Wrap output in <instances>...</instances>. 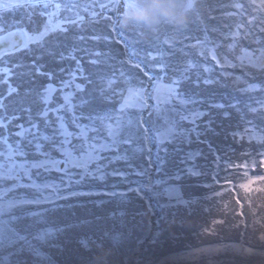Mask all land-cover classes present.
Returning a JSON list of instances; mask_svg holds the SVG:
<instances>
[{
	"label": "rangeland",
	"instance_id": "obj_1",
	"mask_svg": "<svg viewBox=\"0 0 264 264\" xmlns=\"http://www.w3.org/2000/svg\"><path fill=\"white\" fill-rule=\"evenodd\" d=\"M27 3L55 9L42 27L25 22L26 45L126 0L0 9ZM196 5L213 22L200 53L241 103L201 110L178 82L125 60L100 64L85 87L50 86L23 125L0 119V219L15 217L21 236L0 245V264H264V0Z\"/></svg>",
	"mask_w": 264,
	"mask_h": 264
},
{
	"label": "trees",
	"instance_id": "obj_2",
	"mask_svg": "<svg viewBox=\"0 0 264 264\" xmlns=\"http://www.w3.org/2000/svg\"><path fill=\"white\" fill-rule=\"evenodd\" d=\"M71 4L78 5L76 2ZM88 7L91 9L92 6ZM92 8L99 10L98 7ZM54 9L55 5L47 10H40L32 7L31 3L22 7H3L0 9V35L17 29L29 31L30 34L31 30L25 22L39 20V26L42 27V22L53 15ZM105 10L107 9L100 11L96 17L93 15L98 12L93 15L84 13L82 17L86 23H90L86 29L70 31L66 26L60 33L50 34L38 43L30 42L23 49L0 58V119H5L6 123L15 120L23 125L24 116L29 118L36 113L37 99L43 98L50 86L61 87L68 80L75 79L79 86L85 87L92 82L93 69L99 68L100 64L122 63L125 60L137 63L151 75L164 74L169 82H178L180 93L199 102L201 110L205 111L213 106L229 109L233 104L241 103L235 96L237 92L233 85L230 82L228 84L227 78L224 79L225 75L220 73L226 71L217 65L214 70L213 62L209 58L204 59L200 53L199 45L209 42L213 26L211 21L201 22L205 19L201 15H205L206 8L196 5L184 27L162 23L155 30L142 26L122 29L118 25L124 11L123 6H120L117 13L108 14ZM64 15L63 10L59 17L63 19ZM106 16H111V19H105ZM81 22L78 23L84 24V21ZM160 59H163L162 63H155L154 60ZM190 64H196L200 68L190 67ZM140 67L135 68L142 73ZM227 71H231L230 74L237 72L233 68ZM85 79L86 83L83 81ZM27 110L32 111L30 113ZM205 138L203 140L207 146L216 151L217 159L227 154V150L222 151L211 137ZM240 146L239 152H242ZM223 161L228 162L229 158H224ZM192 183L199 187L200 183Z\"/></svg>",
	"mask_w": 264,
	"mask_h": 264
},
{
	"label": "clouds",
	"instance_id": "obj_3",
	"mask_svg": "<svg viewBox=\"0 0 264 264\" xmlns=\"http://www.w3.org/2000/svg\"><path fill=\"white\" fill-rule=\"evenodd\" d=\"M193 8L194 0H126L120 26L126 29L142 26L155 30L166 23L184 27Z\"/></svg>",
	"mask_w": 264,
	"mask_h": 264
},
{
	"label": "water",
	"instance_id": "obj_4",
	"mask_svg": "<svg viewBox=\"0 0 264 264\" xmlns=\"http://www.w3.org/2000/svg\"><path fill=\"white\" fill-rule=\"evenodd\" d=\"M26 43V35L20 29L3 34L0 36V58L23 49Z\"/></svg>",
	"mask_w": 264,
	"mask_h": 264
},
{
	"label": "snow or ice",
	"instance_id": "obj_5",
	"mask_svg": "<svg viewBox=\"0 0 264 264\" xmlns=\"http://www.w3.org/2000/svg\"><path fill=\"white\" fill-rule=\"evenodd\" d=\"M17 6L22 7L23 5ZM14 220L15 217H9L7 220L0 219V245H11L15 240L21 239L19 231L14 225Z\"/></svg>",
	"mask_w": 264,
	"mask_h": 264
}]
</instances>
